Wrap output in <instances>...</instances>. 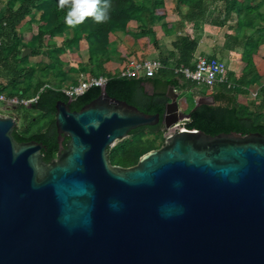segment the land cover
I'll list each match as a JSON object with an SVG mask.
<instances>
[{
    "label": "water",
    "instance_id": "95a60500",
    "mask_svg": "<svg viewBox=\"0 0 264 264\" xmlns=\"http://www.w3.org/2000/svg\"><path fill=\"white\" fill-rule=\"evenodd\" d=\"M171 98L162 146L131 167L109 149L161 115L106 85L80 111L58 101L50 162L0 113V264H264V135L188 129Z\"/></svg>",
    "mask_w": 264,
    "mask_h": 264
},
{
    "label": "trees",
    "instance_id": "16d2710c",
    "mask_svg": "<svg viewBox=\"0 0 264 264\" xmlns=\"http://www.w3.org/2000/svg\"><path fill=\"white\" fill-rule=\"evenodd\" d=\"M207 2H223L226 16L232 12H237L242 19L240 27L255 30L257 25L254 15L261 13V6H256V9H249L243 6L240 0H178V5L179 7H189L187 18L199 19L207 11ZM58 3L59 0H8L7 5L5 4L6 6L0 10V94L7 97L18 96L27 99L39 96L37 102L33 104L41 109H54V104L58 98L70 100L61 91V87L54 88L50 86L47 80H39L34 85L30 83L26 87H20L21 84L30 82L36 73L35 69L28 66L31 57L50 55L53 62L49 67L41 68L42 71L60 70L62 62L58 57V53L65 51V49L61 46L58 47L52 40L68 31L72 33L71 38L66 43L69 48L77 47L83 38L88 40L89 64L92 75L95 76L102 73L100 68H102L104 60L99 55L106 51L109 36L115 30L126 31L132 23L136 24L139 32L129 34L135 40L146 39L150 45L157 49L160 48L154 27L167 16L165 0H111L112 8L110 19L107 22L97 24L91 18H88L76 28L67 27L64 22L66 10L61 11L58 8ZM34 12L39 15L38 33L33 37L36 45L32 48L33 53L31 56L23 57V50L26 46L22 44L19 28L27 18L33 16L32 19H35ZM260 19L264 21V16L262 15ZM247 21L249 24H247ZM256 36H260V40ZM252 39L255 42L246 43L243 53V59L248 63L249 70L255 69L253 58L259 48L264 45V35L257 31L249 38V40ZM197 46V41L190 36L179 37L173 45L176 52L171 53V59H175V63H172L170 59L163 60L164 68L152 77L126 78L120 75L107 74L109 81L106 84V89L110 96L124 100L145 113H159L161 115V122L156 126L140 127L133 130L126 140L109 149V158L112 164L131 167L139 162L142 155L158 149L154 147L153 139L143 140L142 134L146 133L152 136L165 132L162 119L166 104L170 99L164 92L155 91L154 94H151L150 91L146 90L145 85L147 83H152L154 86L162 85L165 89L169 87L178 92L191 90V93L185 94L192 97L193 92H201L197 84L175 72V68L180 66L194 68V54ZM83 70L85 71L87 68L84 67ZM58 75L61 79H65L63 71L60 70ZM250 75L244 73L243 78L236 81L237 84L232 87L225 84L216 86V99L231 100V105L213 106L203 104L195 108L194 97L192 103L184 104L183 107L187 108L192 116L189 121L185 122V126L188 129L202 130L210 135L230 132H239L244 135L258 132L264 135V85L259 90L262 101L258 105L252 104L249 100V88L260 80L258 77L248 80ZM100 94L101 87H93L84 95L73 99V107L82 108ZM24 107L26 106H22V108ZM42 117L32 118V125L38 123ZM48 124L49 121L46 120L38 131L34 132L31 131V127L23 131L17 127L14 131V136L18 142L35 140L46 145L47 149L43 150L46 162L53 160L59 150L56 132L45 130Z\"/></svg>",
    "mask_w": 264,
    "mask_h": 264
},
{
    "label": "crops",
    "instance_id": "0c3cea01",
    "mask_svg": "<svg viewBox=\"0 0 264 264\" xmlns=\"http://www.w3.org/2000/svg\"><path fill=\"white\" fill-rule=\"evenodd\" d=\"M240 2L249 9H256V6H261V13L254 15L257 25L255 30H248L246 27H240L242 19L237 12H232L226 16L223 2H207V11L205 15H202L199 19H189L186 17L189 7H179L178 0H165L167 16L154 27L160 48L157 49L153 45H150L146 39L135 40L130 34L139 32L136 24L132 23L131 27L126 31L115 30L114 33L109 36L106 51L99 55V57L104 60V64L102 68H100V72L102 73L99 76L108 77L107 74L121 75L131 59L160 61L170 59L172 63H175V59H171V53L176 52L173 45L179 37L188 35L196 40L198 44L194 54V67L199 57L217 58L223 64L224 70L231 80L234 79L239 81L243 78L244 73L251 74L248 80H252L253 77H258L260 81L252 84L249 88L250 102L254 105H258L262 101L259 90L262 85H264V45H262L254 55V70H249V67H247L248 63L243 59V53L246 43L251 41L255 42L253 39L249 40L253 34L259 31L264 35V21L260 19L262 15L264 16V0H240ZM3 7L4 4H1V9ZM35 20L38 22L39 15ZM247 24H249L248 21ZM256 38L260 40V36H256ZM81 42H84L83 46L87 45L86 47H88L89 53L88 40L83 38L77 47H79ZM145 47L147 48L145 49ZM89 60L90 54H88L87 64ZM227 67L229 71H227ZM85 68H87V70L83 71L82 75H92L90 64ZM62 71L65 73V76L68 74L66 69ZM62 89L63 88H61V91ZM212 90L208 89V92ZM251 96L255 99H251Z\"/></svg>",
    "mask_w": 264,
    "mask_h": 264
},
{
    "label": "rangeland",
    "instance_id": "374dc122",
    "mask_svg": "<svg viewBox=\"0 0 264 264\" xmlns=\"http://www.w3.org/2000/svg\"><path fill=\"white\" fill-rule=\"evenodd\" d=\"M8 3V0H0V10H1V4H4L6 6ZM6 4V5H5ZM4 8V7H3ZM36 16L35 18H38V15L36 12L33 14ZM33 16L27 18L26 21L22 24V26L19 28L20 31V37L22 44H25L26 48H33L36 44L33 41V37L37 34V23L36 20L32 19ZM36 23V24H35ZM71 31L66 32L64 35L56 36L52 42H55L57 46H61L65 49V51H62L58 53V57L60 58L62 62V66L60 70L67 71V75L65 76V79H61V77L58 75L60 73V70L56 71H42L41 68H44L46 66H50L53 62V59L51 56H39V57H31L28 61L29 68L35 69L36 73L33 77V79L30 82H25L20 85V87H26V85L32 83L33 85L37 83L39 80H47V82L50 84V86L54 88H65L72 84H77L79 81L85 77V75H82L84 66L87 67L89 63L87 64L88 54H90V51L88 53V47L87 45L83 46L84 42H81L79 47L69 48L67 46V41L71 38ZM31 56V55H30ZM227 71H229L228 67L226 68ZM227 73V72H226ZM65 74V73H64ZM87 76V75H86ZM233 84H237L236 80H232ZM201 92H193V97L195 99L200 98L203 93H207L208 88L205 87H199L198 88ZM185 93H191V92H181V95L179 97V104L180 106H184V104L192 103L193 97L191 95H186ZM209 93V92H208ZM251 99H255L253 96H251ZM195 102V101H194ZM1 106H4V103H0ZM0 106V107H1ZM187 110V108H185ZM27 111V110H26ZM23 109H15L10 108L7 109L4 113L7 115H11L15 117L18 121V128L19 130L23 131L27 129L28 127H31V131H38V129L43 125V123L46 120H49L47 117L42 119L38 122L32 125V118L38 117L37 112H29L26 113ZM53 118V117H52ZM165 133V132H164ZM164 133L160 135H149V134H142L143 140L144 139H153L154 140V147L160 148L163 144L164 139ZM126 140V139H125ZM122 142V141H121ZM120 143V142H119Z\"/></svg>",
    "mask_w": 264,
    "mask_h": 264
},
{
    "label": "built area",
    "instance_id": "2783aa9c",
    "mask_svg": "<svg viewBox=\"0 0 264 264\" xmlns=\"http://www.w3.org/2000/svg\"><path fill=\"white\" fill-rule=\"evenodd\" d=\"M164 68L160 60H135L131 59L125 69L121 73V77L134 78L139 76L152 77L159 70ZM177 74L183 75L187 80L197 84L199 87H205L209 90L214 89L219 84H225L229 87L234 86L232 80L224 70L223 64L217 58L199 57L193 69L185 66L175 68ZM109 81L105 76H85L77 84H72L62 89V91L70 98L75 99L84 95L93 87H103ZM39 96L32 99L20 98L18 96L7 97L0 94V113H4L7 109L14 107L28 106L37 102ZM179 124H185L184 121Z\"/></svg>",
    "mask_w": 264,
    "mask_h": 264
},
{
    "label": "clouds",
    "instance_id": "9594fccd",
    "mask_svg": "<svg viewBox=\"0 0 264 264\" xmlns=\"http://www.w3.org/2000/svg\"><path fill=\"white\" fill-rule=\"evenodd\" d=\"M58 8L66 10L64 22L69 28H76L91 18L95 23H105L110 19L111 0H59Z\"/></svg>",
    "mask_w": 264,
    "mask_h": 264
},
{
    "label": "flooded vegetation",
    "instance_id": "af4514ba",
    "mask_svg": "<svg viewBox=\"0 0 264 264\" xmlns=\"http://www.w3.org/2000/svg\"><path fill=\"white\" fill-rule=\"evenodd\" d=\"M145 86H146V90L150 91L151 94H154L155 91L160 92V93L164 92L165 95L170 99L169 102H171V99H172L171 97H173L174 95L178 94V101H179V97L181 95V92H178L177 90H172L169 87L167 89H165L164 86H162V85L154 86L152 83H147ZM215 88L209 93H208V90H207V93H203V95H202V96H209V97H213L214 98V100H212L213 104H207V105H213V106H220V105L227 106V105H231L232 104L231 100H217L216 99V97H215L216 89ZM188 92H191V90L188 91ZM194 100H195V105H196V99L194 98ZM58 101H64V102L68 103L71 111H73V112L80 111L82 109V108H79V109L78 108H74L73 107V100H71V99L70 100H66L64 98H58L56 100V102L54 104V109H52V108L51 109H41V108L35 107L34 104H30V105H28V106H26L24 108H22V107H14V108L15 109H23L24 111L27 110L26 113L37 112L38 116H45V118L47 117L49 119V120H47V121H49V124L45 128V130L55 131L56 134H57V138H58L57 127H56V116H57L56 105H57ZM180 109L182 111H184L185 113H191V112L187 111L185 109V107H183V106H180ZM52 117H53V119H52ZM187 121H189V120H187ZM187 121H184V122H187ZM183 125H185V124H183ZM164 129H165V126H164ZM68 140L69 139L66 138L65 141H64V144H66L68 142ZM58 152H59V150H58ZM58 152H57V154H58Z\"/></svg>",
    "mask_w": 264,
    "mask_h": 264
}]
</instances>
